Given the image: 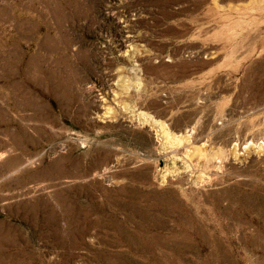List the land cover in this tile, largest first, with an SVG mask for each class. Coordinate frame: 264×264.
Segmentation results:
<instances>
[{
    "label": "rangeland",
    "instance_id": "374dc122",
    "mask_svg": "<svg viewBox=\"0 0 264 264\" xmlns=\"http://www.w3.org/2000/svg\"><path fill=\"white\" fill-rule=\"evenodd\" d=\"M0 264H264V0H0Z\"/></svg>",
    "mask_w": 264,
    "mask_h": 264
},
{
    "label": "bare ground",
    "instance_id": "6f19581e",
    "mask_svg": "<svg viewBox=\"0 0 264 264\" xmlns=\"http://www.w3.org/2000/svg\"><path fill=\"white\" fill-rule=\"evenodd\" d=\"M160 128H161V130H162V132H164V134H168V133H166L167 132V130H165V128L163 127V125H161L160 124ZM170 134V133H169ZM168 136H170V135H168ZM170 137H173V136H170ZM174 138H175V136H174ZM177 138V137H176ZM173 139V138H172ZM187 139V138H186ZM174 140V139H173ZM178 140H180V139H178ZM183 141V140H182Z\"/></svg>",
    "mask_w": 264,
    "mask_h": 264
}]
</instances>
